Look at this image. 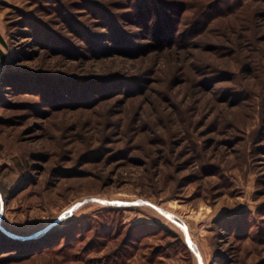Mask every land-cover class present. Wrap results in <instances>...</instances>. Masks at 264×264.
Instances as JSON below:
<instances>
[{"label":"rangeland","instance_id":"rangeland-1","mask_svg":"<svg viewBox=\"0 0 264 264\" xmlns=\"http://www.w3.org/2000/svg\"><path fill=\"white\" fill-rule=\"evenodd\" d=\"M0 32V264H264V0H0Z\"/></svg>","mask_w":264,"mask_h":264},{"label":"water","instance_id":"water-1","mask_svg":"<svg viewBox=\"0 0 264 264\" xmlns=\"http://www.w3.org/2000/svg\"><path fill=\"white\" fill-rule=\"evenodd\" d=\"M93 200L101 201V200H98V199H93ZM103 202H105L107 204H114L111 201H103ZM143 203L150 204V205L154 206L159 212H161L165 216L174 219V215L171 212H169V211H167V210L161 208L160 206H157V205H155V204H153L151 202H132V203H125V204H143ZM115 204H118V203H115ZM119 204H121V203H119Z\"/></svg>","mask_w":264,"mask_h":264},{"label":"trees","instance_id":"trees-1","mask_svg":"<svg viewBox=\"0 0 264 264\" xmlns=\"http://www.w3.org/2000/svg\"><path fill=\"white\" fill-rule=\"evenodd\" d=\"M0 42L4 43V38H3L2 34H1V32H0ZM4 58H5L4 51H3L2 47L0 46V59L2 60Z\"/></svg>","mask_w":264,"mask_h":264},{"label":"bare ground","instance_id":"bare-ground-1","mask_svg":"<svg viewBox=\"0 0 264 264\" xmlns=\"http://www.w3.org/2000/svg\"><path fill=\"white\" fill-rule=\"evenodd\" d=\"M106 204V203H105Z\"/></svg>","mask_w":264,"mask_h":264}]
</instances>
